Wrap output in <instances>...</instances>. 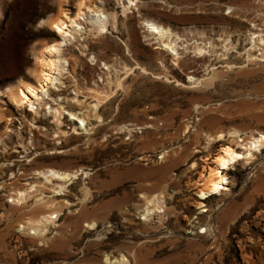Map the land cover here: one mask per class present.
<instances>
[{
	"label": "rangeland",
	"instance_id": "rangeland-1",
	"mask_svg": "<svg viewBox=\"0 0 264 264\" xmlns=\"http://www.w3.org/2000/svg\"><path fill=\"white\" fill-rule=\"evenodd\" d=\"M135 2L190 42L179 68L129 0L94 1L117 15L104 35L78 17L80 0H0V264H264V146L224 171L228 189L200 195L224 147L243 152L264 133V46L250 39L264 35V0ZM58 17L85 30L63 43ZM206 39L217 53L199 58ZM60 43L52 58L65 72L45 88L64 107L59 130L45 105L31 112L11 91L31 85L57 107L41 92L39 63ZM194 66L202 82L189 84ZM50 168L74 176L47 182L38 174Z\"/></svg>",
	"mask_w": 264,
	"mask_h": 264
},
{
	"label": "bare ground",
	"instance_id": "bare-ground-1",
	"mask_svg": "<svg viewBox=\"0 0 264 264\" xmlns=\"http://www.w3.org/2000/svg\"><path fill=\"white\" fill-rule=\"evenodd\" d=\"M94 1L95 0H88V1L80 0V6L81 7H83V6L86 7L87 11L84 14H82L81 12H82L83 9L81 7H79L80 8L79 9L80 13H78V17H83V19H88L89 18L91 23H93L95 25V29L99 33V35H104L108 31V25L109 24H112L113 26H115L116 23L118 22V21L116 22L117 15L105 14L103 8H101L97 4L94 5ZM129 1L132 3V6H135V9L138 10L139 16L142 17L141 19H144L143 23L145 24V27H146V29H147V31L149 33V36H151V39L153 37L155 39V43L157 41L159 43V45H160V48H162V50L165 51L167 53V55L170 56V58L172 59L171 60L172 61L171 62L172 63L171 66H174L175 68H179V66H181V65L177 64V59L181 58L180 56L182 54L181 53L182 51H180V50L181 49H186L187 48L186 44L190 43V42H187L186 44H183V42H182V44L179 43L180 40H182L180 35H178L177 33L173 32L172 29L169 26H167L164 23H162L159 20V18L156 19V17H152L153 14H151L148 11L146 12V10L143 7H139V5L137 4V2H135V0H129ZM110 17L113 19L112 22L110 21ZM65 21H67V20H65ZM65 21L62 18H60V17L56 18L55 20H51V23L53 25L54 30L57 32V34H59V35H61L63 37V40H64L63 43L71 41L72 39H76L77 38V34L82 33L85 30V27L83 25H81V23H78L77 20H71L70 21L71 26L70 25H66ZM250 39L254 43V45L263 44V46H264V35L262 33H259V34L255 33V32L251 33L250 34ZM185 40L187 41V38L184 39V43H185ZM203 42H204V45H202V44L201 45H197L200 42L195 44L196 46L194 47V51H195L194 55H198L199 58H201V57L203 58V56L206 58L207 56L208 57H212L215 53H217L215 51V46L217 44L214 45V41L213 40L207 42V39H206V43H205V40ZM62 46H63L62 43H60L58 45H52V46L46 47V49H45L46 51L43 52L44 55L47 58L43 57L42 60H40V63H39L40 64V66H39L40 67L39 81L42 84V88H41L42 91L40 90L41 92H43V91L45 92L46 91L45 88H47V86L52 85L54 83L57 85L59 83V77L58 76L54 77L53 72H58L59 74H61L64 71V69H65L64 68L65 64L64 65L63 64L60 65L59 64L60 60H58V59L55 60L52 57L55 56L57 53H58V55L60 54L59 51H60V49H62ZM87 48H89V47H87V45H84V51H86ZM189 49H190V47H189ZM227 49H229V48H227ZM184 51H187V50H184ZM225 53L227 55V52H225ZM95 58H94V61L96 60ZM37 59L39 60L40 58H37ZM215 59H216V57H215ZM210 60L211 59H209V61H208L209 62L208 65H206L207 68L214 66V63L212 62L213 59H212V61H210ZM198 61H201V60H198ZM205 62L202 60L201 64H198V65H200L201 67H204L205 66ZM61 63H62V61H61ZM103 64H104V66H107V67H105V70H109V68H110L109 66H111V65L108 66L106 63H103ZM68 66H69V64H68ZM112 68H111V70L114 69V68L113 69ZM127 68H128V66L126 65L125 66V70H126L125 72H127ZM192 72H193L192 74H190V75L188 74L187 80H185V81H187V83H189V84H198V83L202 82V80L197 77L199 75L198 74L199 73L198 72V68L194 66V69H193ZM110 73H111V71H110ZM116 84L117 85H122V82L117 80ZM110 86H111V84H110ZM118 87H120V86H118ZM102 89H103V87H102ZM38 92L39 91L36 90L35 88L31 87V85L25 84L22 88L20 87V89H18L16 91L15 90L11 91V98H12L14 103L19 105V107H23L26 104H31L30 111L31 112H35L36 114L40 113L39 110H38V107L35 106L36 103H38V105L40 107L45 105V106H43V111H45V114L46 115L49 114L52 117V119H54L55 126H57L59 130L62 129V127H64V124H65L64 123L65 121H63L64 115H65V110H64V107L62 106V104L58 102V98L59 97L56 99L55 97H51L50 94L46 93L47 91L44 93L45 96H50L51 97V99L49 101L57 102L58 106L57 107H53V105H50V103H49L50 106L48 105V103L42 104V102H43L42 99H44V98L43 97H41V98L38 97V94H39ZM104 93H102V94H104ZM106 93H108V89L106 90ZM99 95H98L99 99H98V97H97V99L99 101L100 100L102 101V98L100 99ZM108 96H110V95H108ZM108 96H107V98H108ZM103 100H104V97H103ZM59 101H60V99H59ZM102 102H104V101H102ZM67 104L72 106V107H76V106L80 107L79 102H78V104L77 103L74 104V102L69 101V102H67ZM47 105L49 106L48 108L46 107ZM93 109L94 108L92 107V110ZM71 115H72V117H74V115L76 117V114H74V113H71ZM88 117H90V116L87 115V116H85L83 118L79 117V119L81 120V127L83 129H85V125H87V123L85 124V122H86V120L89 119ZM96 117H98V116H96ZM35 120H37V117L35 118ZM234 135H236V133ZM249 140L250 139H248V141ZM238 141H240V140H238ZM240 142H241V144H240L241 146L244 145V144H242V142H244V141H240ZM236 143H237V141H236ZM262 146H264V133H260L258 135V137L254 136L253 140L250 141L249 144H246V147L243 146L244 147L243 149H245V151H243V152L237 151L236 150L237 147H236V149L232 148L231 146L224 147L222 152H221V154L215 159L214 163L216 164V167L214 169L212 168V170L210 172V176L208 177V181H206V184H207L206 188H204L203 190H200V195L202 196L201 199H205V198H207L210 195H213V194H216V193H220V192L228 189L227 188L228 178L224 174V171L227 170L230 167V165H232V164H234V163H236V162H238V161H240L242 159L246 158V160H247L248 157L252 156V152L253 151L259 150ZM48 169L45 172H40L39 171V174H38V175H42V177H44V179L47 182H52V181L54 182V180H58L59 182H67L68 180H70L72 178V176H74L73 174H71L69 172H66V171L65 172H61V171L54 170L52 168H50V170H48ZM64 184H59L58 185V189H59L58 190V195H62L61 193H63V191H64ZM35 191H36V189L32 188V189L29 190V192H28V190L27 191H23V192H21V191L17 192L15 197L12 198V202L21 205V204L25 203L27 201V197L28 196L30 197L33 194L32 192H35ZM155 197H156V195H155ZM151 202H153V200ZM151 202H149V203H151ZM161 202L156 203V205L160 204ZM153 204H154V202H153ZM150 205L151 204H149V206ZM49 206L50 205H48V207ZM158 206H160V205H158ZM149 209L146 211L147 214H149L150 211H151V209L150 210ZM158 209H159V207H158ZM54 214H55V212L50 213V214H48L46 216H43L39 220H36V221L33 220L34 224H37L38 228L32 227V230H30V231H32L33 234L41 232V230L39 229L40 226H44V229H45L48 224L53 222L52 218H53ZM25 227L22 225V229L25 228ZM28 227L29 226H27L26 228L28 229ZM38 229H39V232H37Z\"/></svg>",
	"mask_w": 264,
	"mask_h": 264
}]
</instances>
